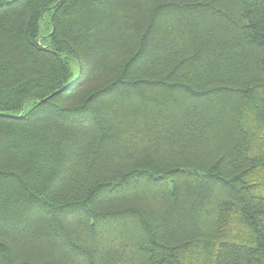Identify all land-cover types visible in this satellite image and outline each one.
I'll return each instance as SVG.
<instances>
[{
    "label": "trees",
    "instance_id": "1",
    "mask_svg": "<svg viewBox=\"0 0 264 264\" xmlns=\"http://www.w3.org/2000/svg\"><path fill=\"white\" fill-rule=\"evenodd\" d=\"M0 264H264V0H0Z\"/></svg>",
    "mask_w": 264,
    "mask_h": 264
},
{
    "label": "rangeland",
    "instance_id": "2",
    "mask_svg": "<svg viewBox=\"0 0 264 264\" xmlns=\"http://www.w3.org/2000/svg\"><path fill=\"white\" fill-rule=\"evenodd\" d=\"M39 32H40V34H39L40 40H41L42 44L44 45L48 41L47 36L49 35V32H50L48 25L45 24V22H44V19L40 21ZM68 63H69V67L71 70V78L77 77L79 74V65L77 63V59L70 57L68 59ZM32 105H33L32 101H28L25 104V111H28Z\"/></svg>",
    "mask_w": 264,
    "mask_h": 264
},
{
    "label": "water",
    "instance_id": "3",
    "mask_svg": "<svg viewBox=\"0 0 264 264\" xmlns=\"http://www.w3.org/2000/svg\"><path fill=\"white\" fill-rule=\"evenodd\" d=\"M41 15L43 16V13ZM53 30H54V26H52V30L50 31L49 35L52 34ZM37 42L39 43V38H37ZM49 49H51V48H49Z\"/></svg>",
    "mask_w": 264,
    "mask_h": 264
}]
</instances>
